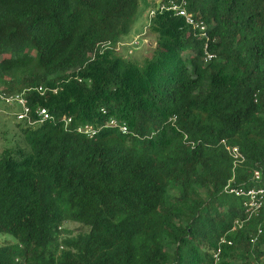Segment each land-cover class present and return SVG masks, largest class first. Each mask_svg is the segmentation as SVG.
<instances>
[{"label":"trees","instance_id":"trees-1","mask_svg":"<svg viewBox=\"0 0 264 264\" xmlns=\"http://www.w3.org/2000/svg\"><path fill=\"white\" fill-rule=\"evenodd\" d=\"M158 1L0 0V91L30 110L0 155V264H264L233 192L264 184V0H187L206 36ZM142 18L149 56L116 50Z\"/></svg>","mask_w":264,"mask_h":264},{"label":"built area","instance_id":"built-area-1","mask_svg":"<svg viewBox=\"0 0 264 264\" xmlns=\"http://www.w3.org/2000/svg\"><path fill=\"white\" fill-rule=\"evenodd\" d=\"M186 6H187V0H164L160 4L158 12H170L174 16L183 18L185 23L188 26H190L192 30H194V32L196 31L202 36H206V29H207L206 25L202 21L196 20L191 14H189L187 12ZM154 13L155 11H151L149 17L150 18L153 17ZM123 47L129 48L128 53L132 54L133 52L132 49L135 50L138 49L139 42L137 39H135L131 43H121L118 45L116 50H121ZM214 58H215L214 54H211L206 50L204 51V56H203L204 62L206 63L210 62ZM36 90L40 95H43L45 92V89H43L42 87H37ZM0 102H2L8 107H15L18 109V111L15 112L14 114L17 120L28 119L30 110L27 106V100L24 97V93L10 94L7 92L0 91ZM36 116L39 122H43L51 119L50 114L44 108H38L36 110ZM62 120L66 126L71 122L70 118L64 117ZM109 124L113 128H117L119 132L123 135L127 134L128 132V128L124 123H117L114 120H110ZM77 132L83 134L88 138H92L95 135L94 129L89 125L79 126L77 128ZM230 153L233 155V158L236 163L241 162L243 160V157L240 155L237 148H231ZM254 178L256 180H259L260 173L255 171ZM233 192L236 196H240L243 198L242 205H243L244 214L246 216V220L252 217H257L261 212H264V184L263 186L258 188H251L248 190L237 189L234 190ZM235 224L237 227L242 226L241 222H236ZM260 231L261 230H258V233H260ZM220 242L223 244L225 243V240L222 239ZM219 254H220V249H217L213 255V258L215 260H218Z\"/></svg>","mask_w":264,"mask_h":264},{"label":"rangeland","instance_id":"rangeland-1","mask_svg":"<svg viewBox=\"0 0 264 264\" xmlns=\"http://www.w3.org/2000/svg\"><path fill=\"white\" fill-rule=\"evenodd\" d=\"M135 24L129 36V38L131 39L133 37L134 38L131 41H126L123 43H131L132 41L137 39L139 40V47L136 51H134V56H149V51L146 49L145 43L147 44L148 41H152V38L148 37L147 31L143 28L142 25L138 23ZM12 109L16 110L14 107H12ZM12 109L0 102V155L3 150L7 148H12V146L14 145L21 146L25 143L22 133L16 126L17 122L13 117ZM62 229L70 231L71 235L73 236L77 235L78 233L87 231V228L73 222L64 223ZM61 236H64V234H62ZM13 241V237H11L10 235L0 233V246L3 243Z\"/></svg>","mask_w":264,"mask_h":264},{"label":"crops","instance_id":"crops-1","mask_svg":"<svg viewBox=\"0 0 264 264\" xmlns=\"http://www.w3.org/2000/svg\"><path fill=\"white\" fill-rule=\"evenodd\" d=\"M137 23L140 24V25H142L143 28H144V25H145V23H146V18L139 19ZM135 25H136V24H135ZM144 29H145V28H144ZM133 38H134V37H133ZM133 38H132V39H133ZM132 39L128 37V39L125 40V41H131Z\"/></svg>","mask_w":264,"mask_h":264},{"label":"water","instance_id":"water-1","mask_svg":"<svg viewBox=\"0 0 264 264\" xmlns=\"http://www.w3.org/2000/svg\"><path fill=\"white\" fill-rule=\"evenodd\" d=\"M160 4H161V1H158L157 4H156V9L157 10H159Z\"/></svg>","mask_w":264,"mask_h":264}]
</instances>
